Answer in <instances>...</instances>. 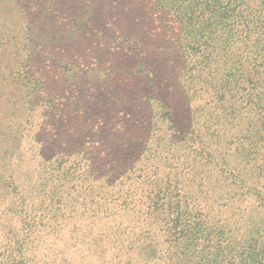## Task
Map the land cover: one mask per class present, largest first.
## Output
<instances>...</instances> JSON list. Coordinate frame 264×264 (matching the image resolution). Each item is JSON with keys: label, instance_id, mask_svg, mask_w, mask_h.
Segmentation results:
<instances>
[{"label": "trees", "instance_id": "obj_1", "mask_svg": "<svg viewBox=\"0 0 264 264\" xmlns=\"http://www.w3.org/2000/svg\"><path fill=\"white\" fill-rule=\"evenodd\" d=\"M0 264H264V0H0Z\"/></svg>", "mask_w": 264, "mask_h": 264}]
</instances>
